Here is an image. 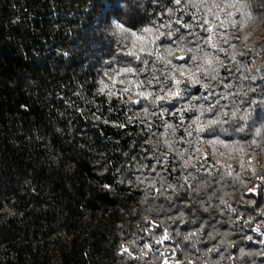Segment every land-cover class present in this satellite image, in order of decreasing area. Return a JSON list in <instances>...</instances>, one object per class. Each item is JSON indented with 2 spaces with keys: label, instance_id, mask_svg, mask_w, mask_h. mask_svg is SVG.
<instances>
[{
  "label": "trees",
  "instance_id": "trees-1",
  "mask_svg": "<svg viewBox=\"0 0 264 264\" xmlns=\"http://www.w3.org/2000/svg\"><path fill=\"white\" fill-rule=\"evenodd\" d=\"M122 2L131 0H0V264H118L123 255L117 257V250L133 235L142 237L140 245L149 243L157 255L164 248L178 246L174 240L163 244L152 241V234L163 236L166 228L155 218L151 222L141 220L138 200L143 186L134 187L137 176L156 177L163 173L173 180L181 175L179 162L173 157L168 158L166 170L162 161L157 162L145 143L150 136L146 123L135 119L129 123L147 101L140 98L139 103L122 102L128 97L120 91L125 85L119 81L125 77L119 70L128 66L139 70L145 64L114 39L98 34L112 16L120 19L126 15L119 7ZM172 6L173 0H157L155 5L149 0L151 15H141L136 9L129 26L137 31L138 27L162 25L169 20L167 9ZM176 18L181 23L173 21L172 27L178 28L179 33L192 31L183 27L191 23L201 37H207L203 28L208 25L199 26L202 21L194 19L191 11H180ZM177 38L153 40V50L157 44L161 48L165 44L175 46L173 41ZM139 55L148 57L149 66L153 64L155 58L150 53ZM112 57L113 62L104 63ZM184 57H176L172 62L189 63V56ZM112 72L117 73L116 96L109 101L106 95H97V89L101 81L112 83L107 74ZM137 75L144 81L150 73L134 71L127 78L135 80ZM221 76L223 83L205 104L219 99L224 85L232 82L228 70H222ZM159 78L163 81V76ZM253 86L257 92L251 93L241 108H253L255 119L248 122L246 134L222 137L225 142L253 139L254 128L259 126L257 121L264 119V105L251 103L264 99V81H256ZM135 87L137 93L142 90ZM160 87L155 81L145 86L154 93ZM185 87H189V92L184 97L158 102L157 108L150 110L167 108L164 120L189 124L198 113H181V105L188 102L190 95L207 96L208 91L200 85H180L181 89ZM220 104L228 105L225 111L231 110L229 101L221 99ZM214 115L208 113L206 118ZM147 122L153 123V132L163 131L155 117ZM178 134L185 136L183 127ZM214 138L207 133L201 135L202 140ZM179 147L187 145L181 143ZM205 160L204 168L214 165L208 151L198 166ZM137 164L147 167L138 169ZM243 199L254 203L233 202V207L244 214L233 228L237 233L233 238L251 236L253 241H260L264 236L254 228L264 223V215H260L264 210V183L257 180L251 184ZM159 202L165 201L162 198ZM174 203L176 207L168 215L184 210L189 216L195 212L200 220L195 224L176 221L170 224L173 233L177 229L194 230L208 221L204 227L206 235L212 224L225 219L216 212L211 216L200 212L186 192ZM236 218L234 214L233 219ZM249 219L251 223L245 226L244 221ZM248 246L259 245L248 241ZM129 251L135 253L133 249ZM183 259L181 252L169 251L160 264H179ZM127 264L140 262L132 259Z\"/></svg>",
  "mask_w": 264,
  "mask_h": 264
},
{
  "label": "clouds",
  "instance_id": "clouds-1",
  "mask_svg": "<svg viewBox=\"0 0 264 264\" xmlns=\"http://www.w3.org/2000/svg\"><path fill=\"white\" fill-rule=\"evenodd\" d=\"M151 3L155 5L157 0H151ZM119 7L126 15L120 19L112 16L110 22L100 28L98 34L103 33L106 38L114 39L117 44L128 48L131 55L145 64V68L139 70L131 66L119 70V74L125 77L119 81L125 85L120 91L128 97L122 102L131 104L142 97L147 101L140 111L133 114L129 123L134 119L146 123L150 136L145 143L153 150L157 162L162 161L166 170L168 158L173 157L179 162L178 170L181 175L173 180H168L163 173H157L156 177L137 176V183L134 185L143 186V194L138 200L141 220L151 222L155 218L161 227L166 228L168 240L178 241L177 248H164L157 255L149 243L140 245L142 237L133 235L117 250V257L123 255L118 264H127L132 259L139 261L140 264H160L164 253L169 251L182 253L184 259L179 264H264V239L253 241L251 236H243L239 240L233 238L237 234L233 228L244 215L238 212L237 207H233V202L254 203L245 201L243 193L257 180L264 183V119L257 121L259 126L254 128L253 139L247 142L242 143L238 138L232 142H225L222 138L246 134L248 122L255 119V110L251 107L242 110L241 105L251 93L257 92V87H254L253 83L264 81V0H182V2L173 0V6L167 9L168 21L155 28L138 27L137 31H133L129 26L131 18L136 9L141 15L145 12L151 15L149 0L122 2ZM180 11L185 13L191 11L194 19L202 21L199 26L208 25L203 28V31L208 33L207 37H201L194 30L196 25L191 23L183 25L192 30L187 34L179 33L178 28L172 27L173 21L175 24L181 23V20L176 18ZM139 36H147L148 39L141 40ZM161 37L169 40L173 37L178 38L173 41L175 46L165 44L161 48L157 44L154 51L153 40L159 41ZM141 50L155 58L151 66L148 65V57L139 55ZM180 56H190V62L185 65L174 64L173 59ZM114 60L115 57H112L104 63H111ZM160 65L163 67H159ZM225 69L230 72L232 82L224 85L225 91L220 94L219 99L214 103L205 104L204 101L215 95L214 89L223 83L221 71ZM134 71H148L150 75L144 81H141L138 75L135 80H129L127 75ZM158 73L159 76H163V81L160 80ZM107 74L112 83L101 81L97 95H106L111 101L116 96L117 73ZM177 80L179 84L175 83ZM153 81L161 85L160 90L155 93L145 88ZM169 82H173L171 86ZM182 84L192 87L200 85L208 91V95H190L188 102L182 104L179 111L195 112L198 115L189 124L177 125L163 119L168 113L167 108H160L158 111L150 109H156L158 102L172 101L177 97V91L180 97H184L185 93L189 92V87L181 89ZM135 86L142 90L137 93ZM221 99L230 102V111L224 110L228 105H221ZM251 103L264 105V99L252 100ZM208 113H215L214 118H206ZM153 117L160 121L163 131L153 132V123L147 122ZM180 119L183 121L184 116L181 115ZM181 127L185 132L184 137L178 134ZM204 133L215 138L202 140L201 135ZM256 137H259V140ZM181 143L187 147L182 149L179 147ZM206 151L214 161V165L207 169L204 168L206 160L198 166ZM234 165H238V168ZM136 167L141 169L147 165L137 164ZM120 183L123 184L125 181L122 179ZM185 192L191 198V202L198 206L200 212L208 213L210 216L216 212L225 219L212 224L206 235L204 227L208 221H204L201 227L194 230L184 232L177 229L173 233L170 224L176 221H180L181 224L189 221L195 224L200 220V216L195 212L193 216H189L184 210H180L177 215H168L176 207L175 199ZM162 198L164 203L159 202ZM161 214H164L163 219L160 218ZM234 214L237 216L236 219H233ZM260 215H264V210ZM250 223V219L244 221L245 226ZM222 224H228V229H223L220 226ZM137 228H140L139 224ZM261 229H264V223L256 225L254 231L264 236ZM151 239L157 244H163L161 242L163 236L152 234ZM248 241L259 246L249 247ZM205 243L211 246L205 248L203 247ZM130 249L135 250V253L129 251Z\"/></svg>",
  "mask_w": 264,
  "mask_h": 264
},
{
  "label": "snow or ice",
  "instance_id": "snow-or-ice-1",
  "mask_svg": "<svg viewBox=\"0 0 264 264\" xmlns=\"http://www.w3.org/2000/svg\"><path fill=\"white\" fill-rule=\"evenodd\" d=\"M179 2H182V0H179ZM211 30V29H210ZM139 39H141V40H145V37L144 36H139L138 37ZM141 52H143V50H141ZM130 55H131V53H129ZM178 59H181V60H184L185 59V57L184 56H180V57H178ZM188 59H191V57L189 56L188 57ZM175 83H177V84H179V81L177 80V81H175ZM179 92L177 91L176 92V96H179ZM143 98V97H142ZM136 103H139V101H135ZM168 240V237H167V233L165 232L164 234H163V240L161 241L162 243H164L165 241H167ZM165 264H167V261H165Z\"/></svg>",
  "mask_w": 264,
  "mask_h": 264
}]
</instances>
